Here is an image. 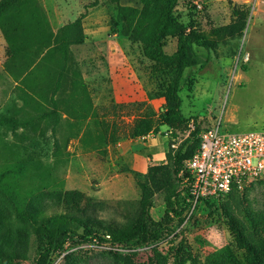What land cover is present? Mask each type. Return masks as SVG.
<instances>
[{"label":"rangeland","instance_id":"374dc122","mask_svg":"<svg viewBox=\"0 0 264 264\" xmlns=\"http://www.w3.org/2000/svg\"><path fill=\"white\" fill-rule=\"evenodd\" d=\"M42 3L54 31L81 18L84 40L70 46L64 91L58 95L62 119L52 136L44 126L42 131L33 125L27 130L0 127V164H16L18 176L17 201L0 190V216L8 230L18 232L25 222L18 208L36 218L73 213L105 230L96 235L79 227L61 251L52 254L50 264H125L116 255H129L135 264L151 263L157 255L164 264H247L229 218L239 221L249 241L264 245V180L215 203L197 205L181 218L170 213L169 229L156 240L116 244L106 232L134 226L141 196L140 177L134 171L146 172L133 166L121 150L123 144L131 147L135 140L144 144L145 138L164 136L165 152L169 147L165 98L154 66L134 33L123 34L122 22L116 31L112 28L118 4H142L140 0ZM233 8L249 9L242 35L226 29L236 20ZM176 14L200 35L195 49L201 63L187 68L181 81L183 114L202 129L219 124L221 132L263 130L264 0H180ZM176 47L177 38L168 37L165 51L172 53ZM7 55L0 30V115L20 120L45 117L52 105L41 103L39 96L24 104L18 96L20 82L4 68ZM74 79L80 81L77 94H71ZM141 122L150 130L135 137L133 129ZM185 131H179L177 145ZM158 163H166V158ZM152 188L150 212L159 221L167 208L164 179ZM41 245L32 233L22 264H35ZM0 248L4 250L2 240Z\"/></svg>","mask_w":264,"mask_h":264},{"label":"trees","instance_id":"16d2710c","mask_svg":"<svg viewBox=\"0 0 264 264\" xmlns=\"http://www.w3.org/2000/svg\"><path fill=\"white\" fill-rule=\"evenodd\" d=\"M140 2L141 7L118 4L112 28L116 31V25L122 22L123 34L134 33L142 45L144 56L154 66L162 83L165 98L163 106L165 124L169 128L166 133L169 147L166 151V163L150 164L145 173L134 171L140 177L138 186L141 192L136 204L137 218L131 229L106 230L116 244H127L132 241L143 243L159 239L164 230L169 229L167 226L172 219L169 214L181 218L187 211L185 198L179 191L178 174L185 161L194 154L199 145L200 133L204 130L195 122L194 127H190L192 120L183 114L180 96L185 70L201 63V56L195 49V43L200 39V35L195 29L186 27L177 16L176 8L180 0ZM233 14L236 20L227 25L226 29L232 34L235 32L242 35L249 9L233 8ZM0 30L7 43L8 55L4 68L21 84L18 96L24 104L30 103L29 99L35 96L41 98V103H50L53 108L48 116L56 125L61 117L59 107L62 100L55 96L64 91L70 46L84 40L81 18L54 31L42 0H0ZM172 36L177 38V47L174 52L167 53L164 49L165 42ZM78 83L79 79H74L71 94L80 92L77 90ZM75 111L79 116L80 108L76 107ZM29 124V120H18L7 114L0 115V127L7 126L15 130L19 126ZM149 130V124L137 123L133 135L139 137ZM179 131H185L186 135L177 146H173L177 144ZM116 140L114 136L113 143ZM55 144L59 145L56 139ZM16 167V164H0V190L15 201L18 181L17 174H14ZM162 179L166 187L167 208L165 215L159 221H155L150 212L153 204L152 186ZM235 192L237 189L232 188L227 195H235ZM225 196L203 199L198 205L206 206L207 203H215ZM18 210L25 217V222L18 232L9 231L6 220L0 216V240L4 245V250L0 248V264H22L27 259L28 239L32 233L39 236L42 244L35 264H50L52 254L61 251L72 234H77L79 227L83 226L85 231L96 235L102 232L98 224L73 213H55L36 218L33 215H25L22 209ZM229 225L238 245L244 250L247 264H264V245L249 241L243 227L233 216L229 218ZM82 237L87 238L85 235ZM116 257L125 264H135L129 255ZM148 264H164L163 257L157 255Z\"/></svg>","mask_w":264,"mask_h":264},{"label":"built area","instance_id":"2783aa9c","mask_svg":"<svg viewBox=\"0 0 264 264\" xmlns=\"http://www.w3.org/2000/svg\"><path fill=\"white\" fill-rule=\"evenodd\" d=\"M178 176L179 191L190 213L203 199L225 196L232 188L241 190L264 180V129L221 132L218 124L202 130L199 145Z\"/></svg>","mask_w":264,"mask_h":264},{"label":"crops","instance_id":"0c3cea01","mask_svg":"<svg viewBox=\"0 0 264 264\" xmlns=\"http://www.w3.org/2000/svg\"><path fill=\"white\" fill-rule=\"evenodd\" d=\"M48 96L51 97V95ZM55 98H58V95H56ZM48 113L46 114L45 117H42L41 119L40 118L37 120L28 119L30 121L29 125L19 126L16 129L27 130V127L29 128L33 125L34 127L35 126L39 127L40 128L39 130L42 131L41 126H44L46 128V134L48 131H51V136H52L53 128H55L59 122L56 125H54L52 120L49 118ZM10 117H14L15 119H18L14 115H10ZM60 119H62V116L60 117ZM41 123H43V125H41ZM143 141L144 144L140 143L138 140H135L134 143L136 145L131 147H127V145H125L124 143L121 150L122 152H125V155L128 156V158L131 160L135 168H138L142 172H145L147 171L149 161H151V163L164 162L166 158V152H165L164 136L148 137L147 139L145 138V140ZM121 145L122 143H120V145L118 144V146ZM132 148L134 150H131ZM149 154H151V156Z\"/></svg>","mask_w":264,"mask_h":264}]
</instances>
